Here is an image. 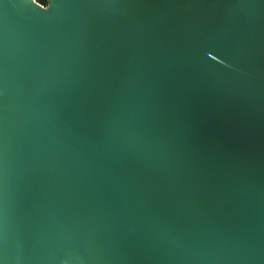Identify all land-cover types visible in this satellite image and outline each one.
Segmentation results:
<instances>
[{
  "label": "water",
  "instance_id": "obj_1",
  "mask_svg": "<svg viewBox=\"0 0 264 264\" xmlns=\"http://www.w3.org/2000/svg\"><path fill=\"white\" fill-rule=\"evenodd\" d=\"M0 264H264V0H0Z\"/></svg>",
  "mask_w": 264,
  "mask_h": 264
},
{
  "label": "trees",
  "instance_id": "obj_2",
  "mask_svg": "<svg viewBox=\"0 0 264 264\" xmlns=\"http://www.w3.org/2000/svg\"><path fill=\"white\" fill-rule=\"evenodd\" d=\"M35 2L44 8L47 7V0H35Z\"/></svg>",
  "mask_w": 264,
  "mask_h": 264
}]
</instances>
